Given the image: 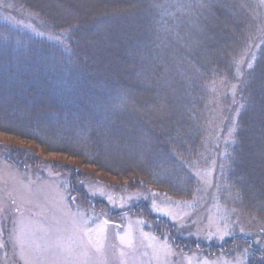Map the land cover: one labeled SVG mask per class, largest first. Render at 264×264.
I'll return each instance as SVG.
<instances>
[{
    "label": "trees",
    "instance_id": "trees-1",
    "mask_svg": "<svg viewBox=\"0 0 264 264\" xmlns=\"http://www.w3.org/2000/svg\"><path fill=\"white\" fill-rule=\"evenodd\" d=\"M12 2L30 10L53 33L66 30L68 45L35 41L28 31L0 21V131L133 181L130 186L146 176L142 187L155 186L171 196L186 197L193 192L192 168L205 160L207 150L215 151L202 138L205 131L215 134L216 129L212 122L203 121L205 108L215 100L217 105L227 103L229 89L235 87L238 99L229 111L239 107L237 130L226 156L232 168L229 172L226 166L224 175L248 199L259 193L242 166L241 153L246 154L244 149L254 142L264 144L261 0H194L192 5L189 0L184 11L172 0ZM53 2L71 14L80 13L79 4L94 7L86 14L88 20H83L60 13ZM190 7L193 10L186 11ZM119 21L128 26L112 34L111 26ZM100 26L108 27L111 35L91 34L90 28ZM87 27L89 33L81 37ZM262 37L251 66L252 51ZM34 44L44 51L28 50ZM50 57L57 61L46 62ZM93 64L106 67L105 74L111 78L103 80L104 90L89 93L85 90L92 72L87 69ZM225 105L220 115L227 111ZM133 107L145 111L140 121L134 120ZM143 204L126 212L152 220V212ZM103 208L112 216L120 215ZM166 228L170 237L176 233L174 227Z\"/></svg>",
    "mask_w": 264,
    "mask_h": 264
},
{
    "label": "rangeland",
    "instance_id": "rangeland-1",
    "mask_svg": "<svg viewBox=\"0 0 264 264\" xmlns=\"http://www.w3.org/2000/svg\"><path fill=\"white\" fill-rule=\"evenodd\" d=\"M73 1L67 3L75 5ZM188 1L172 0L183 11ZM261 2L264 11V0ZM53 4L60 13L83 20H88L86 14L94 7L79 4L80 13L71 14ZM0 18L28 31L35 41L68 45L66 30L53 33L30 10L12 0H0ZM116 24L110 28L112 34L128 26L121 21ZM88 30L84 28L81 37ZM90 32L111 35L108 27L90 28ZM262 41L263 37L252 51L251 66ZM30 47L28 50L36 53L44 51L39 44ZM63 49L67 50L66 46ZM51 60L57 61L50 57L46 62ZM92 67L87 69L92 72L85 90L89 93L104 90L103 80L111 78L103 65ZM229 91L228 105L226 100L218 105L215 100L216 108H205L203 121L212 122L216 129L215 134L205 131L202 138L206 145L212 143L215 151L207 150L205 160L192 168L193 192L186 197L171 196L155 186L142 187L146 176H137L136 185L130 186L133 181L109 176L65 154L46 152L35 141L0 131V264H264V144L254 142L246 146V154L241 153L242 166L259 189L251 200L224 175L226 166L229 172L232 168L226 156L234 141L239 110L236 106L229 111L238 99L235 87ZM223 105L228 109L220 115ZM132 111L136 121L145 114L137 107ZM11 153L16 155L11 158ZM141 203L149 207L152 220L126 212ZM103 206L120 215L112 216ZM167 226L176 230L172 237L164 229Z\"/></svg>",
    "mask_w": 264,
    "mask_h": 264
}]
</instances>
